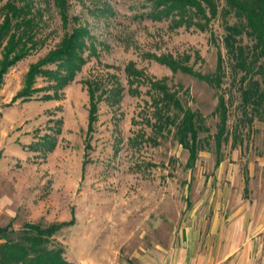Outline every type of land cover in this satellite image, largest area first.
I'll list each match as a JSON object with an SVG mask.
<instances>
[{"label": "rangeland", "instance_id": "rangeland-1", "mask_svg": "<svg viewBox=\"0 0 264 264\" xmlns=\"http://www.w3.org/2000/svg\"><path fill=\"white\" fill-rule=\"evenodd\" d=\"M6 1L0 0V23ZM32 1L43 12L45 26L38 35L43 44L0 80L2 188L12 200L0 213V226L11 222L17 230L25 222L44 227L73 221L49 243L61 246L73 264H169L171 250L177 249L179 258L184 243L190 247L187 264L194 249L213 264H264V96L257 97L264 92L263 57L248 70L235 66L223 38L225 25L238 19L222 13L224 1L218 0L206 30H199L150 19L149 0H68L69 20L88 25L97 54L62 89L54 91L52 81L37 75L31 86L36 90L15 98L29 65L65 31L52 0ZM103 5L110 9L106 16L98 12ZM235 39L247 58L254 38L242 31ZM152 54L188 56L184 64L202 75L216 71L220 56V84L172 72ZM129 61L148 77H166L195 113L200 143L193 163L177 142L175 127L154 128L148 85L128 92ZM112 74L123 86L122 96L114 103L103 94L89 127L85 81L106 77L101 91L112 85ZM247 88L254 92L245 102L241 92ZM219 95L226 133L217 149ZM49 139L55 143L51 150Z\"/></svg>", "mask_w": 264, "mask_h": 264}, {"label": "trees", "instance_id": "trees-1", "mask_svg": "<svg viewBox=\"0 0 264 264\" xmlns=\"http://www.w3.org/2000/svg\"><path fill=\"white\" fill-rule=\"evenodd\" d=\"M223 14L233 12L238 22L233 25H225L227 33L223 41L232 58L235 59V66L247 69L253 65L255 60L262 56L260 66L264 67V0H223ZM7 0L2 6L4 17L0 23V80L8 68L14 66L31 51L43 44L38 36L45 26L42 19V9L36 7L32 0ZM53 6L59 14L61 27L65 30L56 45L49 49L43 57L31 63L25 74L23 88L15 95V98L24 96L28 98L33 92L32 84L37 75H42L53 83L50 85L54 91L62 89L72 82L78 72L81 71L92 55H96V46L91 31L86 24L78 23L76 17L69 20L68 0H52ZM109 7L101 6L98 9L100 15H108ZM218 13V0H149V10L146 15L155 21L169 19L171 27L184 26L185 28L196 27L199 30H206L209 22ZM72 21V27H68ZM245 31L254 38L252 51L247 53L242 46H235V34ZM153 59L167 66L172 72L182 71L205 80L210 85L218 86L222 72V59L219 56L217 69L212 74L202 75L195 73L190 67L184 64L182 58H176L171 54H152ZM249 58V60H248ZM47 65H54V69L45 68ZM248 70V69H247ZM250 70V69H249ZM128 92H138L140 85H148V92L151 95L153 104L152 115L153 126L156 130H170L175 127V138L189 152L191 163L198 154V132L200 125L196 123V115L189 108L184 107L177 92L167 83V78L153 79L148 77L142 69L135 67L134 62L129 61L124 68ZM264 73V72H263ZM112 85L100 91L103 77H93L85 81L88 97V122L89 127L96 119L98 103L103 94L105 97L118 102L122 96L123 86L116 75H110ZM257 85V82H253ZM100 91L98 94L97 92ZM250 88L242 90V99L246 102L253 96ZM264 92L258 94L262 99ZM52 97H49V99ZM258 103V100L255 101ZM220 114L219 127L215 133V143L218 147L224 138L226 122V106L224 98L219 95L217 107ZM54 141L49 139L51 150ZM219 163L217 160L216 164ZM73 221L53 222L47 226L39 223L25 222L21 228L14 229L9 222L0 226V264H69L63 256L61 246L49 247L52 236L63 227L69 226Z\"/></svg>", "mask_w": 264, "mask_h": 264}, {"label": "crops", "instance_id": "crops-1", "mask_svg": "<svg viewBox=\"0 0 264 264\" xmlns=\"http://www.w3.org/2000/svg\"><path fill=\"white\" fill-rule=\"evenodd\" d=\"M4 155H5V153H2V156L0 158V213L9 210L8 209V207H9L8 203L12 202L11 196H9L8 194H4L3 188H2V184L5 181L4 180L5 175L1 171L2 170L1 166H3V164H5V162H6ZM184 245L186 246V248L179 250V258H177L175 256L177 253V249L171 250L170 255H169V264H187L186 263V257H187V253L190 250V247H187L186 243H184ZM193 251L194 252H191V254H190L191 258H190V261L188 264H213L212 261H210V259L207 258L206 255L203 256L202 254H197V249H194ZM243 258L245 259V257H243ZM65 259L69 264H73V262L70 261L69 259H67V258H65ZM216 264H222V261H217ZM238 264H240V263H238ZM241 264H252V261H249V263H247V261L244 260L243 263H241Z\"/></svg>", "mask_w": 264, "mask_h": 264}]
</instances>
